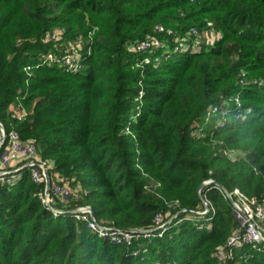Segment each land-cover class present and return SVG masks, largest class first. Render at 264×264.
I'll use <instances>...</instances> for the list:
<instances>
[{
    "label": "trees",
    "instance_id": "obj_1",
    "mask_svg": "<svg viewBox=\"0 0 264 264\" xmlns=\"http://www.w3.org/2000/svg\"><path fill=\"white\" fill-rule=\"evenodd\" d=\"M57 29L86 44L83 69L46 58L50 49L65 52L54 46ZM192 29L217 36L181 42ZM144 39L164 44L156 61L137 67L135 44ZM259 73L264 0H0V121L70 178L71 196L53 207L90 205L104 226L150 230L157 218L201 210L199 187L209 179L264 196ZM216 106L211 125L226 119L201 130ZM246 138L252 151L227 156L228 145ZM43 188L28 168L0 181V264H264L259 253L216 258L238 222L214 184L202 189L217 208L209 228L185 220L130 244L99 236L82 216L55 214L39 197Z\"/></svg>",
    "mask_w": 264,
    "mask_h": 264
},
{
    "label": "built area",
    "instance_id": "obj_2",
    "mask_svg": "<svg viewBox=\"0 0 264 264\" xmlns=\"http://www.w3.org/2000/svg\"><path fill=\"white\" fill-rule=\"evenodd\" d=\"M161 29L163 28L161 27ZM154 45L156 46L155 42H151L150 40H139L135 44V50H144L146 47H153ZM66 53L68 52H64V54ZM58 59L63 60V64L67 65L66 60L60 59L59 57H56L52 61H58ZM74 66L76 65H67L66 69L68 71H73L72 69H74ZM5 144H7V147L3 150ZM14 163H19V165L10 168ZM24 168L30 170L31 178L35 183H44V188L39 192V196L48 207L53 209L55 214L71 213L69 209L55 208L52 205L56 199L65 201L71 196L70 178L68 176H57L53 164L43 160L40 156L37 144L35 142L22 140L19 132L13 129L8 132L4 144H0V181L10 182L16 179ZM47 171L51 176L49 193L46 191ZM207 182H209L208 185L214 184L215 187L219 188L225 199L231 202L235 218L238 222L237 227L227 238L226 243L217 250L216 258L225 262L235 259L237 255L250 258L253 257L255 253L264 254V198L258 199L249 196L238 187H235L229 194L220 188L215 183L214 179H209ZM205 198L207 199V196H205ZM208 201L207 199L206 202ZM206 202H204L205 210L214 217L216 214L215 205L211 200L208 203ZM84 208V206H81L80 209L82 210L80 212L72 214L77 218L82 216L89 220V226L96 230L98 234L100 233L99 235L101 237L108 236L115 242H127L129 244L132 243L136 237L144 236L145 238H151L156 229L164 227L174 217L179 220L184 219L186 216L183 215V212L189 211L183 209V211L178 212L165 222H161V219L157 218L158 226L154 228V230L150 229L144 232L140 231L141 229L123 230L101 225L92 217L91 210H83ZM201 226L202 224H199V227Z\"/></svg>",
    "mask_w": 264,
    "mask_h": 264
},
{
    "label": "rangeland",
    "instance_id": "obj_3",
    "mask_svg": "<svg viewBox=\"0 0 264 264\" xmlns=\"http://www.w3.org/2000/svg\"><path fill=\"white\" fill-rule=\"evenodd\" d=\"M55 31L57 32V33L54 34V35H56V37L55 38L52 37L55 40L54 41V43H55L54 46L56 48H65V52H68L66 54L63 53L64 55H62L60 58L65 59L66 60V64L68 66L76 65V66H74V69H72L73 71H78V70L83 69L85 67V60H86V57H87L86 54L90 53L89 49L85 46L86 44L82 43L81 41L78 44H76L75 41L72 38H70L67 41H65L63 39V35L60 34V33H64V29H57ZM214 36H217V33L215 31H210V32L205 31V32H203V34H200L197 30L192 29V31H190L189 38L185 39L184 41L181 39V42H186L187 44H191L192 43L195 46V45L198 44V42L201 39L207 38V37H209V39H211ZM52 38H47L46 41H49ZM155 44H156V46L155 45L153 47H149L148 46L144 50H139V51H141V56L143 58H142L141 61L138 60L136 62V66L137 67H144L145 64H148V63H150L152 61H156L157 60V56L152 57V55H154L153 52L158 50L157 47L158 46H162L164 43L162 41H160V40H157V41H155ZM159 50H161V49H159ZM146 52H150V53H146ZM169 52H172V50L169 51ZM54 56L55 55L52 52V49H50L49 54L46 55V58H48V59H50V61H52V60H54L56 58ZM53 64H55V63H53ZM259 74H260L259 76H264L261 73H259ZM253 78H260V77H253ZM238 102L239 101L236 100L234 104L238 105L239 104ZM228 104H225V105H223L221 107V109L223 110V113H227L231 109V107ZM219 108H220V106H216V107H212L211 109H209L207 119L203 120L204 123L199 125L201 130H204V127H203L204 125L207 126L205 128H212V127L216 128L219 123H222L226 119L227 114L226 115L223 114V115H225V117H223V118L221 117L222 119L217 120L216 122H214V125H211L212 124L211 120H212V118L215 115L218 114ZM215 111H218V112H215ZM248 114L245 115V116H248ZM138 115L139 114H137L136 117H138ZM251 115H253V113H251ZM213 121H215V120H213ZM196 133L199 135V134L206 133V132L198 131ZM216 139H219V137H217ZM243 140L244 141L241 144L238 143V141H237L233 145H228L230 148H227V152H226L227 156H229V157L230 156H232V157H236L237 156L238 159H239V158H243L248 152L252 151V149H253V147L255 145L254 140H252L250 138H246V139H243ZM236 187L241 189L240 186H236ZM245 193H246V191H245ZM248 195L256 197V198H263L264 197L262 195L261 196L254 195V194L251 195L249 193H248ZM207 199L210 201V198L207 197ZM207 199L205 198V194H203V204H201L200 207H199L201 210H199V209L198 210L197 209L189 210L188 212H190V213L183 212V215L186 216L184 219H180L179 220L178 218L174 217L167 225H165L164 227H161L159 229H156V231L153 232V236L151 238H146V239L151 240L154 237H163L172 228L173 225L174 226H178L182 222H184L185 220L190 221V222H196V223L202 224V226L199 229L209 228L210 224H211V221L213 220V216H212V214L207 213V211L205 210L204 202H206ZM208 202H206V203H208ZM174 204H178V202L175 201ZM213 204L215 205V202H213ZM78 209H80V207ZM181 211H183V210H181ZM173 216H175V214ZM94 231H96V230H94ZM247 252H250V251H247ZM135 253H137V252H135ZM248 259L250 260L251 258H248ZM239 261L245 262L246 264H248V262H249V261H246L244 259L243 260H239Z\"/></svg>",
    "mask_w": 264,
    "mask_h": 264
},
{
    "label": "water",
    "instance_id": "obj_4",
    "mask_svg": "<svg viewBox=\"0 0 264 264\" xmlns=\"http://www.w3.org/2000/svg\"><path fill=\"white\" fill-rule=\"evenodd\" d=\"M0 129H1V131H2V136H1V138H0V144H4V142L6 141V139H7V136H8V131H7V128H6V126L0 121ZM215 183L220 187V188H222L225 192H227V193H229L230 194V190L228 189V188H226V186L225 185H223L221 182H219L218 180H215ZM209 184V182H207V181H205V182H203L201 185H200V187H199V193H200V195H201V198H202V200H203V195H202V189L204 188V187H206L207 185ZM50 187H51V176H50V173L47 171V179H46V191L49 193L50 192ZM85 208L83 209V210H87V209H89V210H91V212H92V217H94L95 218V213H94V210H93V208H92V206H90V205H86V206H84ZM82 209H78V208H76V209H71V210H69V212H71V213H78V212H80ZM187 210H191L190 208H187ZM152 230H154V229H152ZM140 231H144V232H146V231H148L147 229H144V230H140Z\"/></svg>",
    "mask_w": 264,
    "mask_h": 264
}]
</instances>
